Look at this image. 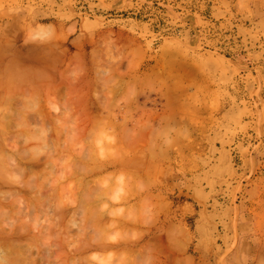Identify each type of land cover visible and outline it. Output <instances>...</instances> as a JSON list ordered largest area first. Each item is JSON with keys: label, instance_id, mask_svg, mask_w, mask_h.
I'll list each match as a JSON object with an SVG mask.
<instances>
[{"label": "rangeland", "instance_id": "374dc122", "mask_svg": "<svg viewBox=\"0 0 264 264\" xmlns=\"http://www.w3.org/2000/svg\"><path fill=\"white\" fill-rule=\"evenodd\" d=\"M0 48V237L22 263L264 264V0H0ZM100 230L111 249L84 250Z\"/></svg>", "mask_w": 264, "mask_h": 264}, {"label": "bare ground", "instance_id": "6f19581e", "mask_svg": "<svg viewBox=\"0 0 264 264\" xmlns=\"http://www.w3.org/2000/svg\"><path fill=\"white\" fill-rule=\"evenodd\" d=\"M41 31H42V30H41ZM43 31H44V29H43ZM45 32H47V31L41 32V33H39V35H45ZM47 34H49V33L47 32ZM0 49H1V48H0ZM93 57H94V56H93ZM165 58H166V57H165ZM163 59H164V58H163ZM94 60H95V59H93V61H94ZM164 60H165V59H164ZM161 61H162V59H161ZM161 63H162V62H161ZM165 65H166V64H165ZM10 66H11V65H10ZM65 69H67V68H65ZM0 70H1V69H0ZM6 70H7V68H6ZM8 70H9V69H8ZM95 70H96V68H95ZM60 71H61V70H60ZM67 71H69V70H67ZM93 71H94V70H93ZM3 72H4L5 74H3L2 77L0 76L1 80H2V78H3V80H4V77H3L4 75H6V76L9 75V77H10V74H9V73H11V75H12V71H10L9 73H8V71H3ZM17 72H18V71H17ZM64 72H65V71H64ZM165 72H166V71H165ZM165 72H164V73H165ZM19 73H21V72H19ZM19 73H18V75H17V77H16V80H17V78H19V77H20V79L23 77V76L21 77V75H20ZM62 73H63V71H62ZM65 73H67V72H65ZM86 73H87V72H86ZM164 73H163V75H164ZM77 74L79 75V74H81V72H80V73L78 72ZM0 75H1V74H0ZM63 75H64V73H63ZM63 75H61V78L63 77L64 80H67V77H64ZM67 75H68V74H67ZM89 75H90V74H89ZM101 75H102V74H101ZM160 75H161V73H160ZM18 76H19V77H18ZM68 76H69V75H68ZM71 76H72V79H74V80H76V81H73V83H71V81H70V83L72 84L73 88L77 90V91H76L77 94H79V93L82 91V90H80V89H82V88H79V87H78V88H75L76 86H74V85H77V84L79 83V84L82 86V84H81L80 82H81L82 80H84V75L81 74V76H78V77H82V76H83V79H79V78H77V77L73 78V76H75V75H71ZM86 76H87V74H86ZM86 76H85V77H86ZM90 76H91V75H90ZM9 77H8V78H9ZM28 77H29L30 79H32V77H30V76H28ZM88 77H89V76H88ZM92 77H93V76H92ZM92 77H91L90 79H92ZM95 77H96V80H97V78L100 79V78L97 77V76H95ZM5 78H7V77H5ZM8 78H7V79H8ZM10 78H11V77H10ZM10 78L8 79V81L10 80ZM23 78H24V77H23ZM23 78H22V79H23ZM26 78H27V77H26V75H25V78H24V79H25V83L27 82V84H30V81H29V83H28V81H26ZM63 78H62V80H63ZM69 78H70V77H69ZM69 78H68L67 81H69V80L71 79V78H70V79H69ZM76 78H77V79H76ZM22 79H21V81H20L21 83H22ZM88 79H89V78H88ZM88 79H87V80H88ZM90 79H89V80H90ZM1 80H0V81H1ZM64 80H63V81H64ZM77 80H81V81H77ZM87 80H84V82L87 81ZM8 81L6 80L7 86L10 84L9 82H11L12 80L9 81V82H8ZM60 81H61V80H60ZM97 81H98V80H97ZM1 82H2V81H1ZM18 82H19V81L17 80L16 83H18ZM31 82H32V80H31ZM75 82H77V84H75ZM93 82H94V81H93ZM99 82H101V81H99ZM82 83H83V82H82ZM97 83H98V82H97ZM2 84H3V83H0V86H1ZM11 84H12V82H11ZM11 84L9 85L10 89L12 90L11 92H13V89L18 90L19 88H17V87H19V86H23V85H24V84H23V85H19V86L16 85V88H13V89H12V88H11V87H12ZM18 84H19V83H18ZM73 84H74V85H73ZM79 84H78V85H79ZM86 84H87V83H85V85H86ZM89 84H90V82H89ZM89 84H87V85L89 86ZM4 85H5V84H4ZM4 85H3V86H4ZM12 85H13V84H12ZM25 85H26V84H25ZM78 85H77V86H78ZM80 85H79V86H80ZM87 85H86V86H87ZM91 85H92V82H91ZM95 85H96V83H95ZM95 85H93V86H95ZM99 85H100V83H99ZM14 86H15V85H14ZM14 86H13V87H14ZM81 86H80V87H81ZM96 86H97V85H96ZM5 87H6V86H5ZM82 87H83V86H82ZM7 88H8V87H7ZM84 88H85V86H84ZM84 88H83V89H84ZM94 88H95V87H94ZM91 89H92V88H91V86H90L88 90L91 91ZM5 90H6V88H5ZM19 90H21V88H20ZM78 90H79V92H78ZM84 90H85V89H84ZM88 90H87V91H88ZM92 90H93V89H92ZM2 91H3V90H2ZM9 91H10V90H9ZM88 92H89V91H88ZM5 93H6V92H5ZM82 93H83V92H81V95L84 94V97H80V98H81V99L84 98V99L81 100L80 98H77V100L79 99V101L81 100V102L84 103L85 101H87V99H86L85 97L87 96V94H90V93H87V92H85V91H84L83 94H82ZM91 93H92V92H91ZM181 93H183V91H182ZM77 94H76V95H77ZM85 94H86V96H85ZM81 95L79 94V96H81ZM90 95H91V94H90ZM90 95H88V96H90ZM7 96H8V95H7ZM9 96H10V95H9ZM9 96H8L7 99H6V102H8L9 99L11 98V97L9 98ZM79 96H78V97H79ZM92 96H93V95H92ZM98 96H99V95H98ZM2 98H3V97H2ZM8 98H9V99H8ZM29 98H30V97H29ZM3 99H4V98H3ZM32 99H33V97H32ZM100 99H101V97L98 98V99H96V101H97V100H100ZM181 99H182V98H181ZM28 100H29V101L25 100L26 103L28 102L27 104H29V103L31 104V102H30V101H32L31 98L28 99ZM75 100H76V99H75ZM83 100H85V101L83 102ZM90 100H91V99H90ZM3 101H4V100H3ZM79 101H77V102H79ZM88 101H89V100H88ZM91 101H92V100H91ZM96 101H95V103H96ZM6 102H5V103H6ZM81 102H80V103H81ZM97 102H98V101H97ZM178 102H179V101H178ZM178 102H177V104H178ZM26 103H25V104H26ZM80 103H79V104H80ZM86 103L89 104L88 102H85V103H84L85 105L83 104V105H84V108H87V107L89 106V105H87ZM95 103H94V104H95ZM98 103H99V102H98ZM174 103H175V102H174ZM23 104H24V102H23ZM27 104H26V105H27ZM177 104H174V105H177ZM26 105H25V106H26ZM86 105H87V106H86ZM90 105H91V104H90ZM168 105H169V104H168ZM170 105H171V103H170ZM77 106H79V108H80V107H81V104H80V105H77ZM171 106L173 107V105H171ZM177 106H178V105H177ZM177 106H176V107H177ZM91 107H93V106H91ZM89 108H90V107H88L87 109H89ZM174 108H175V107H174ZM178 108H179V107H178ZM82 109H83V107L81 108V110H82ZM87 109H86V110H87ZM170 109H171V108H170ZM176 109H177V108H176ZM165 110H166V109H165ZM83 111H85V109H84ZM166 111L168 112V110H166ZM172 111H173V110H172ZM3 112H4V108H3V110H2V113H1V110H0V116H2ZM88 112H91L90 109L88 110ZM174 112H175V111H174ZM86 113H87V112H86ZM91 113H92V112H91ZM6 114H8V115H6V117L8 116L7 119H9V117L11 116L10 113L7 112ZM9 115H10V116H9ZM85 115H86V114H85ZM91 115H92V114H91ZM91 115H90V118H89V114L86 115V116H87V119H86V120H89V119H90L89 122L94 121V120L91 119V117L93 118V116H91ZM3 117H4V116H3ZM81 117H82V116H81ZM4 118H5V117H4ZM83 118H85V117H83ZM10 119H11V117H10ZM3 120H4V119H3ZM5 120H6V119H5ZM84 120H85V119H82V118H81V122H84ZM86 120H85V121H86ZM91 120H92V121H91ZM6 121H8V120H6ZM86 123H87V122H86ZM1 124H2V123H1ZM1 126H3V124H2ZM1 131H2V130H1ZM3 132H4V131H3ZM1 133H2V132H1ZM2 135H3V134H2ZM103 136H104V133H103ZM106 137H107V136H106ZM1 138H2V137H1ZM71 138H72V137H71ZM104 138H105V137H104ZM106 140L108 141L109 139H106ZM0 146H2V145H0ZM3 149H4V148H3ZM3 149H2V150H3ZM0 150H1V149H0ZM150 152H152V151H150ZM121 153H122V152H121ZM152 154L155 155L154 152H153ZM116 156H117V155H116ZM118 156H119V155H118ZM118 156H117V158H116L117 161H118V159H119L120 157H121V158H124V157H125V156L122 157L123 155H122V156L120 155L119 158H118ZM104 159H105V158H104ZM106 159H107V161H110V162L112 161V159H111V160H108V159H110L109 157H106ZM114 159H115V158H114ZM107 161L105 160V162H107ZM113 161H114V160H113ZM113 161H112V162H113ZM115 161H116V160H115ZM103 162H104V161H103ZM103 162H102V161L100 162L102 165H99V166H97L98 164L96 165L98 170L104 171V169L106 170L107 167H109V166L112 165V164L114 165V163H116V162H114V163H112V164H108V165H107V164H105V162H104V164H103ZM150 162H151V161H150ZM120 163H121V161H120ZM116 165H117V163H116ZM86 166L88 167L89 165H85L84 168H85ZM91 166H92V165H91ZM91 166H89L88 168L86 167L85 170H83V169H84L83 167H81V169H80V167H78V169H80L81 171L83 170L85 173L82 172V175L84 174V176H85V175H86V172H87V169H89ZM114 166H115V165H114ZM119 167H120V166H119ZM55 168H56V167H55ZM111 168H112V166H111ZM111 168H110V169H111ZM122 168H123V167H122ZM76 169H77V168H76ZM78 169H77V170H75V169L73 170V169L70 167V172H71V170H73L74 172L77 171V175H78V172H79ZM92 169H93V167H92ZM95 169H96V168H95ZM95 169H93V170H94V171H97V170H95ZM107 169H108V168H107ZM120 169H121V167H120ZM89 170H91V169H89ZM114 170H116V169H114ZM73 171H72V172H73ZM116 171H119V172H120L119 169L116 170ZM99 172H100V171H99ZM99 172H96V173H99ZM63 173H64V171H63ZM67 173H69V171H68ZM67 173H65V174H67ZM92 173H93V172H92V170H91V174H92ZM94 173H95V172H94ZM94 173H93V174H94ZM96 173H95V175H96ZM100 173H102V172H100ZM100 173H99V174H100ZM114 173H115V172H114ZM91 174H90V172H89V173L87 172V177H88L89 175H91ZM5 175L8 177V174H7V171H6V164H4V162L0 159V176L3 177V178H6ZM60 175H61L62 177L64 176V174H60ZM60 175H59L58 179L60 178ZM67 175H68V174H67ZM67 175H66V176H67ZM73 175H74V173H73ZM80 175H81V173H80ZM95 175H94V176H95ZM92 176H93V175H92ZM96 176H97V175H96ZM113 176H114V175H113ZM64 177H65V176H64ZM70 177L72 178V175L69 174V178H70ZM85 177H86V176H85ZM99 177H100V176H99ZM101 177H102V176H101ZM108 177H109V176H108ZM110 177H112V176H110ZM8 178H9V177H8ZM73 178H74V177H73ZM76 178H77V177H76ZM11 179H12V178L10 177V179H6L7 181H6V180H3L2 178H1L0 180H3L2 182L5 181L8 185H11V184H12V182H11L12 180H11ZM61 179H62V178H60V181H59V182L62 183L65 179H68V178L65 177L64 180H61ZM97 179H98V178H97ZM100 179H101V178H100ZM8 180H9V182H8ZM10 180H11V181H10ZM80 180H81V179H80ZM83 180H85V179H82V181H83ZM82 181H79V184H80V182L82 183ZM141 182H142V181H141ZM61 183H60V184H61ZM57 184L60 185L59 183H57ZM63 184H64V183H63ZM75 184H76V186H75L74 184H73V186H75V188H76L78 185H77V183H75ZM84 184H85V183H84ZM41 185H42V184H41ZM41 185H39V187H40ZM64 185H65V184H64ZM64 185H63V186H64ZM81 185H83V183L80 184V186H81ZM141 185H142V184H141ZM144 185H145V184H144ZM43 186H44V184H43ZM43 186H41V188H39L40 190H37V191H38L37 193H40V191H41V194H43V192H42V191H43V190H42V187H43ZM56 186H57V185H56ZM63 186H61L62 190H63ZM70 186H71V187H70ZM73 186H72V185H68V187H70V188L72 189V191H73V190H76V191H73L74 193L77 192L78 189H80V186H78L77 189H75V188L73 189V188H72ZM81 187H82V186H81ZM43 188H44V187H43ZM141 188H142V186H141ZM71 189H70V191H71ZM135 189H136V188H135ZM62 190H61L60 193H63V192H64V194H65V191H64V190L62 191ZM70 191H68V192L66 191L67 194H68ZM72 191H71V192H72ZM134 191H135V190H134ZM20 192H21V190H20ZM71 192H70V193H71ZM73 192H72L71 194L75 195L76 193L74 194ZM136 192H137V191H136ZM140 192H141V191H140ZM60 193H59V194H60ZM70 193H69V194H70ZM103 193L105 194L106 192H103ZM103 193H102V194H103ZM133 193H135V192H133ZM0 194H1V193H0ZM67 194H65V196H66ZM69 194H68V197H69V196L71 197L72 195H71V194L69 195ZM102 194H100V195H102ZM106 194H107V196L109 195V193H106ZM106 194H105V195H106ZM60 195L62 196V194H60ZM60 195L57 196V198H58V201H57V202H58V203L60 202V203H59V205H58L57 202H56L57 204H54V205H56V206L54 207V208H55L54 211L56 210V208H57L58 206H59V207H58L59 209H60V207L62 208V206H63V205H62V202L64 201V199L62 200V198H64V197H63L64 195L62 196V198L60 197ZM105 195H103V197H104ZM131 195H132V194H131ZM131 195H130V198H131ZM136 195H137V194H135V196H136ZM46 196H47V195H46ZM126 196H127V195H126ZM126 196H125V197H126ZM3 197H5V196H3ZM51 197H52V195L49 196V198H51ZM66 197H67V196H66ZM66 197H65V199H66L65 202H63V203L65 204V205L63 206V208H64V207H68V209H69V206H70L71 204H74V205H75V204L77 203V202H76V203H72V202H75V201H72V199L74 200V198H73L74 196L71 197L72 199H69L70 197H69V198H66ZM127 197H128V196H127ZM132 197H133V196H132ZM41 198H42V199H41L42 201L45 200V196H44V194L41 196ZM46 198H47V197H46ZM59 198H61L60 200H61L62 202L59 200ZM96 198H97V199H95V200H98V201H97L94 205H96L98 208H94L95 206H94V205H91L92 203L95 202L94 198H93V199L91 198L94 202H92L91 200H90V201H89V200H84V201H87V202L89 201L90 203L88 202V205H89V206L91 205V208H92V206H94L92 209H93V210L95 209L96 214L100 212L102 215H104V214H105V211H103V213L101 212V210H102V208H101V207H102V206H101V203L103 202V201H102L103 198H101L102 200L100 199V196H99V199H98V197H96ZM128 198H129V197H128ZM4 199H6V197H5ZM43 199H44V200H43ZM104 199H105V198H104ZM122 199H123V201H125V199L127 200V198H124V197H123ZM36 200H37V199H36ZM41 200H40V199L37 200V202L39 201V202H38L39 206H40V203H41L40 201H41ZM47 200H48V198L46 199V202H47L48 204L45 203V202H44V203L42 202L44 206L42 205V206H40V207H42V208L44 209L45 205H46V206H47V205H51V206H52V202H53L52 200H53V199H49V200H48V201L51 200V201H52L51 203L48 202ZM69 200H70V201H69ZM99 200L102 201V202H99ZM2 201H3V200H2ZM33 201H35V200H33ZM66 201H68V203H67ZM78 201H79V200H78ZM0 202H1V200H0ZM3 202H4V201H3ZM18 202H21V201L18 200ZM23 202H26V201H23ZM69 202H71V203H69ZM1 203H2V202H1ZM1 203H0V204H1ZM80 203H81V202H80ZM84 203H85V202L81 203L82 205H80V207H81V206H86ZM97 203H98V205L101 206V207H100L101 210L99 209V206L97 205ZM99 203H100V204H99ZM2 204H3V203H2ZM4 204H5V203H4ZM83 204H84V205H83ZM54 205H53V206H54ZM0 206H2V205H0ZM25 206L28 207L27 202H26V205H25ZM25 206L23 207V205H22L21 211H22L23 208H26ZM53 206H52V207H53ZM4 208H6V207H4ZM7 208H8V206H7ZM45 208H48V209H49V206H48V207H45ZM63 208H62V209H63ZM85 208H86V207H85ZM91 208L89 207V209H91ZM2 209H3V207L1 208V210H2ZM26 209H27V208H26ZM64 209L66 210V208H64ZM64 209H63V210H64ZM68 209H67V212H70V211H68ZM87 209H88V208H87ZM98 209H99V210H98ZM8 210H10V209L8 208ZM24 210H25V209H24ZM50 210H51V208H50ZM63 210H61L62 212L59 210L60 213H63ZM65 210H64V212H65ZM75 210H76V209H75ZM52 211H53V210H52ZM59 211H58V209H57L54 213L57 212V214H58ZM86 211H88V210H86ZM97 211H98V212H97ZM4 212H5V211L3 210V211H2L3 214H0V215H3V216H1L2 218L0 217V219H1L0 222H3L2 220L5 219L6 215H8V214H6V213H8V212H5V217H4ZM19 212H20V211H19ZM67 212H65V213L67 214ZM79 212H82V214H84V212H83L81 209H80ZM92 212L94 213V215L91 213V210H90V215H93L94 218H93L92 216H90L91 218H89V219H94V220H96V219H97V220L100 219L99 222H98V221L95 222L94 220H91V221H94L93 223L96 224V225H94V226L97 227L98 225H101V224H99L100 221L102 222L103 217L105 218L106 216H103V217H102L101 214H100V216H99V214L96 216V215H95V212H94V211H92ZM65 213H63L64 216H65ZM86 213H87V212H86ZM111 213H112L113 215H116L115 212L113 213V212L111 211ZM80 214H81V213H80ZM82 214H81V215H82ZM9 215H10V214H9ZM9 215H8V216H9ZM58 215H59V214H58ZM61 215H62V214H61ZM105 215H106V214H105ZM3 217H4V218H3ZM96 217H97V218H96ZM116 217H117V216H116ZM95 218H96V219H95ZM101 219H102V220H101ZM105 219H106V218H105ZM6 220H8V222H10V221H9L10 219H7V218H6ZM6 220H5V222H4L5 224H3L4 226L7 225V223H8ZM115 220H116V219H115ZM103 221H104V220H103ZM112 221H113V220H112ZM105 222L107 223V222H109V221H106V220H105ZM105 222H103V223H105ZM114 222H115V221H114ZM116 222H118V221H116ZM123 222H127V221H123ZM123 222L121 221V223H119V222H118V223H119V225H120V224H121V225L123 224L122 226H124L126 223H123ZM103 223H102V224H103ZM10 224H11L10 226L12 227L13 224H12V223H10ZM112 224H113V223H112ZM0 225H1V224H0ZM3 225H2V226H3ZM116 225H117V224H116ZM121 225H120V226H121ZM4 226H3V227H4ZM10 226L7 225L6 228H3V230L1 231V232H3V235H4V233H6L5 235H7V231L10 232V230H9V229H11ZM102 226H103V225H102ZM125 226H126V225H125ZM100 227H101V226H100ZM172 227H173V226H172ZM7 228H8V229H7ZM174 228H175V227H174ZM174 228H171V229H174ZM0 229H2V228L0 227ZM4 229H5V230L7 229L6 232L4 231ZM12 229H13V232H14V230H15L16 228L14 229V228L12 227ZM12 229H11V234L13 233V232H12ZM176 229H177V228H175V230H176ZM100 231H101V230H100ZM170 231H171V230H170ZM96 232H97V231H96ZM175 232L177 233V231H175ZM14 233H16V231H15ZM170 233H171V235H172L173 231H171ZM97 234L99 235V236L97 235V237L100 238V237H101L100 235H101V234L103 235V232L101 231V232H98ZM9 235H10V234H9ZM14 235H16V234H13V236H14ZM0 236H1V235H0ZM7 236H8V235H7ZM7 236H6V237H7ZM95 236H96V235H95ZM1 237H2V236H1ZM1 237H0V238H1ZM15 237H16V236H15ZM97 237H96V238H97ZM174 237H175V235H174ZM8 238H9V236H8ZM10 238H12V237H10ZM10 238H9V243H8L7 240H5V242H7V243H5V242L3 243V242H2V241H4L5 238H4L3 240H2V238H1V240H0V242H2V243H0V247H2V248H0V250L3 251V249H5V250L3 251V252H5V253H3V256L0 255V261L2 262V263H0V264H24V263H22V258H21V257L24 258L26 255L22 253L23 255H25V256H23V255L19 254L18 251H16V250L21 249V246H22V245L18 246V244H17V246H16L15 244H16L17 241L14 242L15 240L13 241V240L10 239ZM93 238H94V237H93ZM99 238L97 239V240H99V241H97V242H95L96 240L94 239V242L92 241V242L88 243V244L85 246L84 250H88V249H98V250L107 251L106 249H108L109 247H110V249H111L112 246H109V245H111V244H110V243H109V244L106 243V242H108V241H106V240H102L101 238H100V239H99ZM102 238H103V237H102ZM169 238H170V237H169ZM6 239H7V238H6ZM13 239H14V238H13ZM17 239H18V238H17ZM17 239H16V240H17ZM11 240H12V243H15V244H12V243L10 242ZM91 240H92V239H91ZM19 241H20V240H19ZM19 241H18V243L22 242V241H20V242H19ZM184 242L186 243V241H184ZM1 245H2V246H1ZM180 245H181V243H180ZM183 245L185 246V244H183ZM153 246H154V245H153ZM16 247H18V249H16ZM19 247H20V248H19ZM121 247H122V246H121ZM126 247H129L128 244L126 245ZM180 247H182V246H180ZM123 248H125V246H124ZM123 248H122V249H123ZM22 249H26V247H25V248H22ZM127 249H128V248H127ZM183 249H184V248H183ZM124 250H125V249H124ZM128 250L133 251L131 247H130V249H128ZM128 250H126V251H128ZM180 250H181V249H180ZM180 250H179V251H180ZM20 251L22 252V250H20ZM26 251H27V250H26ZM28 251H29V249H28ZM28 251H27V252H28ZM182 251H183V250H182ZM262 251H264V245L262 246L260 252H262ZM29 252H30V251H29ZM29 252H28V253H29ZM20 255H21V256H20ZM101 256H102V255H101ZM26 257H28V255H27ZM93 257H95V256H93ZM97 258H98V256H96V260H99V259H97ZM99 258H100V256H99ZM25 259H26V258H25ZM25 259H24V261H25ZM28 259H29V258H27L26 261H27ZM100 259H101V258H100ZM185 259H186V258H185ZM29 260H30V259H29ZM94 260H95V258H94ZM26 261H25V262H26ZM32 261H33V260H32ZM100 261H101V260H100ZM100 261H98V262L100 263ZM187 261H188V260H187ZM187 261H186V262H187ZM189 261H190V260H189ZM189 261H188L187 264L190 263ZM27 262H28V261H27ZM30 262H31V261H30ZM183 262H184V260H183ZM186 262H185V263H186ZM25 264H26V263H25ZM27 264H28V263H27ZM190 264H191V263H190Z\"/></svg>", "mask_w": 264, "mask_h": 264}]
</instances>
